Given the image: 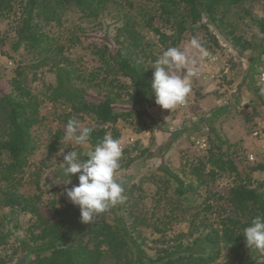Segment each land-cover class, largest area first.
Instances as JSON below:
<instances>
[{"label": "rangeland", "instance_id": "rangeland-1", "mask_svg": "<svg viewBox=\"0 0 264 264\" xmlns=\"http://www.w3.org/2000/svg\"><path fill=\"white\" fill-rule=\"evenodd\" d=\"M26 3L27 0H20L10 13L0 11V96L10 92L9 82L21 70L22 85L37 101L38 114L31 129L34 151L18 178L17 188L21 194L35 199L45 219L53 220L55 213L69 202L64 188L78 183L73 175L71 184H64L67 177L63 175L60 149H64V154L76 150L82 156L93 149L88 143L80 146L60 143L66 126L62 119L70 113V104L52 101L50 96L56 87L58 68L68 64L63 60L42 63L44 54L28 51L24 46L15 47ZM263 8L264 0H240L214 20L202 18L189 24L181 18L166 22L159 4L152 0H111L96 18H86L71 6L59 21L38 25L46 37L62 46V57L75 69V84L87 93L88 102H99L109 96L117 110L133 107L145 112L121 118L114 126H104L113 128L109 135L117 133L121 141L123 155L115 178L124 188L125 200L109 207L92 223H82L72 235L75 242L88 241L91 224H113L119 218L129 231L134 230L132 234L135 233L136 245L143 256L156 264H183L186 260L178 259L183 257L176 254L179 244L190 246L193 241L220 231L226 218H237L226 202L233 186L244 183L264 190V170L248 160L253 154L259 161L264 149V80H261L264 36L252 24V20L263 18ZM149 17L151 28L163 33V38L145 27ZM180 21L181 30L177 25ZM129 31L136 35V45L130 44ZM194 38L209 52L203 60L190 48ZM120 47L124 52L128 48L129 56L149 72V82L154 61L168 47L188 48L196 55L200 74L192 78L186 107L161 109L154 103L151 90L148 103L137 104L130 81L119 74L109 58ZM103 48L111 53L105 64L97 53ZM71 118L82 126L96 127L90 115L71 113ZM255 132L257 137L253 135ZM56 134L60 139L52 147ZM196 139L206 141V150H198ZM218 146L235 163L241 182L228 173H219L210 180L205 176L210 169L207 166L203 171L205 183L193 193L177 196L176 184L162 169L177 175L186 185L196 186L191 165ZM31 223L30 215L3 208L0 201V264L18 263L22 255L19 243L30 238ZM205 246L210 249L208 242ZM218 249L219 257L210 264L232 262L228 248L220 243ZM170 253L176 254L171 263L158 260ZM131 258H135V252ZM103 264L111 262L105 260ZM243 264H264V252L248 248Z\"/></svg>", "mask_w": 264, "mask_h": 264}, {"label": "trees", "instance_id": "trees-1", "mask_svg": "<svg viewBox=\"0 0 264 264\" xmlns=\"http://www.w3.org/2000/svg\"><path fill=\"white\" fill-rule=\"evenodd\" d=\"M20 0H0V11L10 13L13 5ZM111 0H27L25 5V18L18 30L16 49L24 46L28 51L36 54H44L42 63L51 61L60 63L63 60L68 66L58 68L56 76V87L53 89L50 100H63L70 104V113L66 114L62 122L67 124L71 113L87 114L96 121L95 130L88 142L93 149L105 134L113 128L121 118L132 115H144L136 108L129 110H117L113 98L104 96L99 102H88L87 93L79 89L75 80L77 79L75 69L70 67L69 61L62 57V46L56 44L55 40L46 37L39 29V24L46 25L52 21H59L60 17L69 8L75 7L86 18H96L104 11ZM159 4V10L165 21L181 18L189 24H196L202 18L214 20L215 16L224 15L229 7L240 0H152ZM35 19V20H34ZM152 19L145 21V27L151 28ZM182 21V20H181ZM179 22L181 30L183 22ZM253 26L258 33L264 36V8L261 20H252ZM159 38H163L156 28H151ZM131 45L138 43L136 35L129 31ZM138 47V46H137ZM123 47L113 53L112 59L119 74L127 78L133 88V95L137 104L148 103L150 93V74L140 64L133 60L129 49ZM98 56L103 64L106 57L111 54L108 49L99 50ZM49 54V56H47ZM23 72L17 70L15 76L10 80V92L0 96V201L3 208L11 211H18L30 215V238L19 243L21 258L17 264H103L109 260L111 264H156L155 260L148 259L139 251L132 232L119 218L113 224L100 222L91 224L88 229L89 239L86 243L75 242L72 238L74 231L81 227L80 212L78 206L67 202L65 206L55 213L53 220L45 219L35 205V199L21 194L17 188L19 176L27 165L29 157L33 154L31 129L37 121L38 104L27 89L23 87ZM54 136L52 147L60 136ZM118 139L116 133L112 136ZM206 172L210 180H214L219 173L233 175L241 182L242 178L232 159L218 146L215 151L209 150L203 160H198L196 165H191V174L195 177L197 185H186L177 175L170 173L163 168V172L176 184L175 194L179 197L193 193L196 188L204 184ZM258 169H263L258 166ZM229 207L237 215V218H226L221 222L222 228L213 232L203 239L193 241L190 246L179 244L176 248L178 259H185L183 264H210L219 257L218 245L229 249L232 262L229 264H243L248 248L245 246L243 229L247 227L252 218L256 215H264V190L250 188L244 183L233 186L226 199ZM243 219V220H241ZM205 242H208L210 249H207ZM135 252V258H131ZM175 253V252H174ZM167 254L162 262L171 263L176 255ZM164 259V260H163Z\"/></svg>", "mask_w": 264, "mask_h": 264}, {"label": "clouds", "instance_id": "clouds-1", "mask_svg": "<svg viewBox=\"0 0 264 264\" xmlns=\"http://www.w3.org/2000/svg\"><path fill=\"white\" fill-rule=\"evenodd\" d=\"M190 48L195 49L199 59L209 56L204 44L195 38L190 41ZM150 88L154 103L161 109L175 110L187 104L192 90V78L200 74L197 56L188 48L168 47L154 61ZM93 127L82 126L80 121L69 119L60 143L63 145H84L91 139ZM73 148V147H72ZM63 154L64 184H71L76 175L77 184L64 188V195L69 203L78 206L81 223L89 224L109 207H114L125 200L124 188L115 178L120 168L123 155L121 141L105 134L93 150L81 155L76 150ZM86 156L87 159L83 157ZM245 246L264 252V215H256L243 229Z\"/></svg>", "mask_w": 264, "mask_h": 264}, {"label": "built area", "instance_id": "built-area-1", "mask_svg": "<svg viewBox=\"0 0 264 264\" xmlns=\"http://www.w3.org/2000/svg\"><path fill=\"white\" fill-rule=\"evenodd\" d=\"M261 80L262 81L264 80V75H262ZM186 105L180 106L179 108H184V107H186ZM253 135L255 137L258 136V134L256 132ZM194 143H195V146L198 148V150L204 151L207 148V144H206V141L204 139H196L194 141ZM260 153L261 154H260V160L259 161L257 160V157H255V155H253V154L248 156V160L251 163H256L257 165H260L263 168V170H264V149L261 150Z\"/></svg>", "mask_w": 264, "mask_h": 264}]
</instances>
